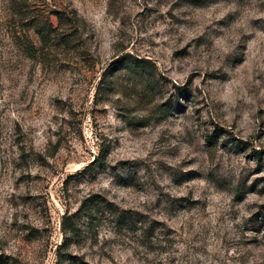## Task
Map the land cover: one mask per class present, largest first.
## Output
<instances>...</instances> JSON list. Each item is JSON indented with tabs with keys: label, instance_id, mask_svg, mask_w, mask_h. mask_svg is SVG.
Wrapping results in <instances>:
<instances>
[{
	"label": "rangeland",
	"instance_id": "rangeland-1",
	"mask_svg": "<svg viewBox=\"0 0 264 264\" xmlns=\"http://www.w3.org/2000/svg\"><path fill=\"white\" fill-rule=\"evenodd\" d=\"M0 263L264 264V0H0Z\"/></svg>",
	"mask_w": 264,
	"mask_h": 264
},
{
	"label": "trees",
	"instance_id": "trees-1",
	"mask_svg": "<svg viewBox=\"0 0 264 264\" xmlns=\"http://www.w3.org/2000/svg\"><path fill=\"white\" fill-rule=\"evenodd\" d=\"M56 22H57V28H60L62 24L64 23V19H62L61 16L56 17ZM38 26V24H37ZM40 27V26H39ZM39 37L42 42H46V40L49 38L50 34L49 32L44 28L41 27V30L38 31ZM56 36H58L56 34ZM60 39V38H59ZM62 40V39H60ZM120 63L123 65L121 66L120 69H128L129 71H137L139 73H143L144 70H146L145 65L140 64L141 62L131 58L130 56H124L121 60ZM125 65V66H124ZM107 150L106 149H101L99 151V154L97 157L84 169V171L88 170H95V169H100L103 170L105 167L106 163V157H107ZM111 205L109 203H106L103 201L99 196L97 195H91L85 198L80 206L79 212H76L78 215L79 213H83L85 215V219H87L88 223L90 225H93L97 222V216L100 214L102 215L103 211H107L109 213H112V216H115L116 214L112 211L110 208ZM124 214V213H123ZM121 214L120 216L117 217V221L122 223V224H127L129 225L132 222V217L123 215ZM68 219H72L67 217L65 218V221ZM62 232H63V237H64V244L66 245V242L69 240H72V238H76L78 236L77 234V227L72 221L68 222H63L62 225ZM60 250V249H59ZM57 257H59V261L62 260V254H60V251L57 253ZM2 264V263H0Z\"/></svg>",
	"mask_w": 264,
	"mask_h": 264
}]
</instances>
